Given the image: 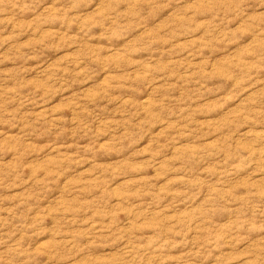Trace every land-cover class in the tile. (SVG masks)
I'll use <instances>...</instances> for the list:
<instances>
[{"label": "rangeland", "instance_id": "rangeland-1", "mask_svg": "<svg viewBox=\"0 0 264 264\" xmlns=\"http://www.w3.org/2000/svg\"><path fill=\"white\" fill-rule=\"evenodd\" d=\"M0 264H264V0H0Z\"/></svg>", "mask_w": 264, "mask_h": 264}]
</instances>
